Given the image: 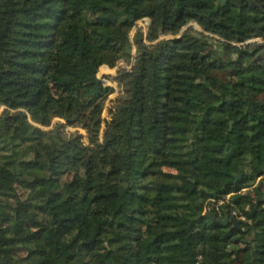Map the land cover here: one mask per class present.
Wrapping results in <instances>:
<instances>
[{
	"label": "trees",
	"instance_id": "obj_1",
	"mask_svg": "<svg viewBox=\"0 0 264 264\" xmlns=\"http://www.w3.org/2000/svg\"><path fill=\"white\" fill-rule=\"evenodd\" d=\"M235 1L0 0V264H264V0Z\"/></svg>",
	"mask_w": 264,
	"mask_h": 264
},
{
	"label": "rangeland",
	"instance_id": "obj_2",
	"mask_svg": "<svg viewBox=\"0 0 264 264\" xmlns=\"http://www.w3.org/2000/svg\"><path fill=\"white\" fill-rule=\"evenodd\" d=\"M148 23V19L146 17H143L141 20H137L135 22V25L137 26H141L143 24H147ZM190 24V23H189ZM194 28L198 29V27L195 25V24H191ZM184 29V27L182 28ZM134 32V28L132 27L131 31H130V37H132V34ZM166 37H169V36H161L160 38H166ZM123 67V68H126V69H129L130 67L126 65L125 62L123 61H119L117 63V65L113 68H107L106 66H101L99 68V71H98V77L102 80L104 79L105 83L111 85L114 87L115 91L113 93H111L109 95V97L107 98L106 100V103H105V106H104V109L102 111V121L100 122V132H99V137L97 139L96 142L90 144L91 146L93 147H96L98 144H101L102 143V135H103V129H104V126H105V122L106 120L109 119L110 117V114H109V109L112 107V104L115 100V98L117 97V94H118V86L117 84L113 81V76L115 75L116 73V70L119 68V67ZM105 76V77H104ZM108 76V77H106ZM2 110H0V113H1ZM57 122H60L63 124V127H62V131L66 134H72V133H75V132H80L83 134V141L86 142V134L84 132V130L80 129V128H76V127H70L68 126L62 119H54L52 124L54 123H57ZM51 128V127H49ZM243 192V191H242ZM23 252H20V254H22Z\"/></svg>",
	"mask_w": 264,
	"mask_h": 264
},
{
	"label": "water",
	"instance_id": "obj_3",
	"mask_svg": "<svg viewBox=\"0 0 264 264\" xmlns=\"http://www.w3.org/2000/svg\"><path fill=\"white\" fill-rule=\"evenodd\" d=\"M220 4H224L226 0H218ZM234 5L239 6L240 4V0H236L235 2H233ZM206 217H208L209 219H216L218 222L226 224L229 221L232 222L233 226H237L236 224V220L231 217L230 219H228L226 216H223L222 218H216L215 215L212 212H205L204 214Z\"/></svg>",
	"mask_w": 264,
	"mask_h": 264
},
{
	"label": "built area",
	"instance_id": "obj_4",
	"mask_svg": "<svg viewBox=\"0 0 264 264\" xmlns=\"http://www.w3.org/2000/svg\"><path fill=\"white\" fill-rule=\"evenodd\" d=\"M253 40L256 42H264V38H261V37H256ZM102 81L105 83L104 79H102Z\"/></svg>",
	"mask_w": 264,
	"mask_h": 264
},
{
	"label": "crops",
	"instance_id": "obj_5",
	"mask_svg": "<svg viewBox=\"0 0 264 264\" xmlns=\"http://www.w3.org/2000/svg\"><path fill=\"white\" fill-rule=\"evenodd\" d=\"M107 67V66H106ZM108 68V67H107Z\"/></svg>",
	"mask_w": 264,
	"mask_h": 264
}]
</instances>
